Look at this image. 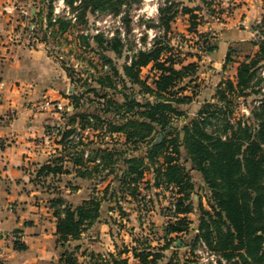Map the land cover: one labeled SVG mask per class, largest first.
Listing matches in <instances>:
<instances>
[{
  "label": "trees",
  "instance_id": "trees-1",
  "mask_svg": "<svg viewBox=\"0 0 264 264\" xmlns=\"http://www.w3.org/2000/svg\"><path fill=\"white\" fill-rule=\"evenodd\" d=\"M64 1L70 12L76 13V22L84 24L88 22V14H120L122 9L140 2ZM187 1L198 3L189 6L182 0H163L159 4L157 22L153 25L158 31L151 44L132 50L129 63L126 62V54L121 70L106 54L111 51L116 57L123 55L124 43L118 31L111 36H105L100 31L91 36H80L82 44L86 47L92 45V50L108 65V70L97 77L77 78L80 88L70 94L73 112L84 106L85 93L92 92L102 99L98 101L96 113L82 110L63 114L68 125L78 119L82 129L91 126L99 131L92 139L87 135L85 141L80 139L73 143L72 139H65L75 133V128L65 129L61 139L63 152L51 158L53 165L43 164L39 169V172L52 174L68 172V169L61 168V162L67 157L74 166H79L76 175L92 182V194L79 205H72L60 195L51 200L57 217L60 264H194L189 259L179 260L164 253L175 239L180 238L181 233L191 230L188 214L195 209L192 199L195 186L190 169L185 164L187 161H190L191 169L201 174L209 190L207 201L210 209L204 208L201 203L198 205V225L191 241L192 250L197 242H202L211 253L230 264H264V92L261 91L264 78L257 73L260 67L264 68V20L257 25L263 35L254 43L258 50L245 55L242 61L238 60L236 82L222 79L213 96L215 101L204 100L195 115L178 129L174 127V119L186 114L179 105L190 103L196 94L195 89H191L192 95L183 91L191 85L198 65L195 61L181 64L182 60L177 59L168 34L178 12L188 14L190 31L196 30L192 29L198 17L196 11L209 4L207 0ZM51 2L40 1V11L45 17V28L42 29L46 31L56 25L55 34L71 28V18L58 16L55 21L52 20ZM202 42L198 45L200 51L193 53L197 58L216 49L215 44H209L207 36ZM230 54H226V62L235 61ZM150 63L151 70L156 73L152 77L153 86L147 84L149 77L145 80L140 77L141 68ZM176 64L181 66L177 68ZM67 71L71 79L77 73L69 67ZM249 93L259 94L260 102L246 120L234 119L232 100ZM114 131L122 132L125 141L109 147L105 145L103 135ZM158 134L162 135V139L155 142ZM143 142L147 143L146 154L134 153L139 148L138 144ZM182 147L187 155L185 161L181 160ZM85 148L91 152L87 158L83 156ZM159 157L163 160L159 161ZM97 158L98 162L95 161ZM87 162L95 163L90 168H83ZM151 167L153 181H143L145 170ZM111 174H114L113 181L101 195H97V184ZM170 186L176 188L178 196L174 200L175 210L171 213L173 219L165 225L162 244L154 245L147 237L142 240L133 238V245L115 252H83L86 255L83 263L74 256L80 246L71 247L70 241L80 239L84 231L101 220L104 203L114 202L113 207L108 209H116L123 215L121 203L124 195L129 194L138 201L140 208L144 206L147 209L151 196L148 195L147 200L143 189L152 191L153 188L170 189ZM14 247L21 250L24 245L16 241ZM130 257L134 261H130Z\"/></svg>",
  "mask_w": 264,
  "mask_h": 264
},
{
  "label": "crops",
  "instance_id": "crops-1",
  "mask_svg": "<svg viewBox=\"0 0 264 264\" xmlns=\"http://www.w3.org/2000/svg\"><path fill=\"white\" fill-rule=\"evenodd\" d=\"M33 3L32 0H0V113L5 112L11 106L17 110V117L11 123L0 126V247L3 251V259L0 264H60L61 250L56 232L57 217L51 206V200L60 195L72 205H79L92 194L91 180L76 175V169L79 166H74L67 157H64L61 163L68 164V166L61 164V168L62 170L68 169V172L56 174L39 172L43 164L51 163L53 165L50 160L58 154L43 152L42 148L36 144V138L41 137L46 128L62 122L66 123V120L63 117L65 113L54 110L52 107L40 108L36 105L43 98L59 101L65 105L72 103L70 94L80 88L77 78L97 77L103 73L101 67L104 62L101 56L92 50V45L86 47L82 44L79 36L74 39L78 42L77 44L74 42L75 48L77 47V50L89 48L96 56L81 57L73 54L75 49H65L69 54L67 57H62L58 49L64 50L65 47H57L54 43L58 42L60 37L67 34L71 28L55 34L53 33L57 29L56 25L48 27L46 31L43 30L42 28H45L44 12L40 11V5L34 6ZM256 28L259 27L255 25ZM257 50L258 46L254 53ZM216 51L217 46L212 53L201 54V57L209 58L214 65L220 66L216 74L210 76L212 78L221 77V80L229 78L236 82L237 67L239 61L242 60L226 62L218 55L215 56ZM81 53L86 54L82 50ZM84 59L87 64L82 66L80 61H84ZM190 62H194V60L188 63ZM188 63H184L183 60L181 62V64ZM228 63L236 64L233 78L224 75V69ZM181 64H176L175 67L179 68ZM69 66L73 70L80 68L79 71H76L73 79L68 75L67 67ZM143 70L148 72L145 76L142 75ZM197 74L196 76H198ZM154 75L156 73L151 70V63L141 68V79L145 80L149 77L147 84L151 86H153L152 77ZM218 83L210 84L214 94ZM134 88L138 87L135 85ZM187 89H190V85L183 93L192 95V93H186ZM90 94L93 95L92 92L85 93L84 106L74 112L82 110L97 112L98 102L94 106L88 102ZM213 96L204 98L203 101H213ZM74 112L71 111L67 114ZM78 124L79 120L77 119L72 124H66L65 127L66 129L75 128V125ZM181 127L182 125L178 129ZM98 131L93 130L92 133L88 132L85 136L88 135L89 139H92ZM159 136L160 134L156 136L155 142L161 141L162 137L159 139ZM103 137L105 145L109 147L121 145L125 141L124 134L118 131L108 132ZM96 140L97 137L94 141ZM128 145L130 148L133 147L131 144ZM138 147L134 153L140 152L141 155H145L147 143H140ZM181 150V160L185 161L187 155L183 147ZM129 152L130 149H128ZM162 160L163 158L159 157V161ZM95 161L98 162L99 159L97 158ZM93 163L95 162H87L83 168H90ZM113 175H109L106 180L97 184V195H101L103 189L113 181ZM43 176L44 180L41 179ZM145 180L153 181L152 167L145 170L143 181ZM160 189L153 188L157 191ZM174 189L176 190L175 187ZM148 195L150 194L148 193ZM106 204L113 207L114 202L103 204L101 220L96 222V227H99L102 233L105 232L107 226L104 218L112 216L105 212ZM123 204L126 205L124 207L122 205L125 212L123 215L119 214L116 209L109 210L108 207L107 212L109 211L111 214L110 212L114 211L113 215L117 214L128 219L136 209L133 202L128 201ZM130 206L134 207H131L132 212L128 213L127 210ZM112 220L116 221V219ZM10 231H15L18 234L20 243L24 245L23 249L18 250L12 244L4 243L1 237ZM116 249L115 246V250L109 251L115 252Z\"/></svg>",
  "mask_w": 264,
  "mask_h": 264
},
{
  "label": "rangeland",
  "instance_id": "rangeland-1",
  "mask_svg": "<svg viewBox=\"0 0 264 264\" xmlns=\"http://www.w3.org/2000/svg\"><path fill=\"white\" fill-rule=\"evenodd\" d=\"M32 1H34L32 5L37 6L40 5L41 0ZM51 1L53 10L57 8L59 11L57 17L71 18L73 23L70 31L62 35L58 42L54 43L57 47H65L64 50L58 49L62 57H67L69 54L65 49H75L73 54L81 57H86V55H88L87 57L96 56L89 48L86 50L81 49L86 53L85 55L81 53V50H77V47L75 48L74 46V42H76L74 41L75 37L79 36V40H81V35H94L96 33L95 30L103 32L105 36H110L111 33L118 31L124 43L123 55L116 57L111 51H107L106 54L112 57L116 66L121 70V65L125 60L127 51L148 47L151 44L152 37L158 31L153 26L157 22V9L163 0H140L138 4H134L132 7L122 9L120 14H88V22L86 24L76 22V18L73 20L70 17L71 14L75 16L76 13L70 12V8L64 0L63 2H60V0ZM182 1L189 6H194L198 3L197 1ZM207 1L209 3L208 6H204V8L196 11L198 17L195 26L192 27V29L195 28L196 30L190 31L191 21L189 15L178 12L171 22V29L168 34L171 44L175 47L174 52L177 59L183 60L184 63L194 60L198 65V76L193 79L190 89H187L186 92L190 94L192 93L191 89H195L196 94L193 95V100L190 103L179 105L180 109L187 113L185 116L177 118L174 121V125L177 128L185 124L189 117L195 115L204 98L213 96L214 91L210 84H217L221 80V77L212 78L210 76L211 74H216L218 67H220L218 64L214 65L209 58L204 56L198 59L189 54L193 55V53H196L199 50L198 45H201L200 42L204 39V36H207L209 44L213 43L217 46L215 56L218 55L223 60L226 54L230 52L234 60H243L245 55L253 54L257 49L254 43L258 42L259 38L253 32L255 25H259L261 20H264V0ZM67 11L69 15H67ZM90 41L93 42L92 39ZM80 62L82 66L87 64L86 59ZM235 65L234 63H228L225 66V77H234ZM69 68L73 69L71 66ZM77 70L79 71L80 68H76L74 71ZM147 73V70H143L142 75L145 76ZM259 97V94L249 93L247 96L234 98L232 100L233 106H235L234 119L246 120L247 115H250L251 110L257 105ZM88 99V102L93 106L98 102V98L94 94H90ZM213 101H215V98ZM92 131L90 130L89 133H92ZM62 149H57L52 154L61 153L63 152ZM185 164L191 171L190 174L195 186V192L192 195L195 209L188 215L191 219V230L189 233H181L180 238L175 239L174 243L164 253L167 256L173 255V257L179 260L189 259L194 264H230L220 256L211 253L202 242H197L194 250H192L191 241L193 235L197 232L196 227L198 225V205L201 203L204 208L210 209L207 201L209 190L201 174L197 170L191 169L190 161H187ZM62 165L68 166L65 163ZM41 179L44 180V176ZM171 189V187L170 189H160L158 191L143 189L142 193H146L147 200L149 198L148 193L151 196L147 209L141 206V208H144L143 211H141L138 201L129 194H126L124 196L125 201L121 205L124 207V202H133L136 209V211L132 212L131 207L134 206H130L127 212L132 213L128 219L120 217L117 214L113 215L114 211H111V214H109V211L107 212V207L109 206L106 204L105 212L112 216L107 219L104 218L107 224L105 232H100L99 227H96V223L93 227H89L84 231L79 240L70 241L71 247L76 244L80 246L79 249L75 250L74 256L78 261L83 263L86 261V255L83 252H106L115 250V246L117 247L116 250H122L134 244L133 238L142 240L147 237L154 245L162 244L165 225L169 220L173 219L168 207L177 198L176 190L174 188ZM142 202L145 203V201ZM112 219H116V221ZM124 256H127V254H124ZM130 261H134V259L130 258Z\"/></svg>",
  "mask_w": 264,
  "mask_h": 264
},
{
  "label": "built area",
  "instance_id": "built-area-1",
  "mask_svg": "<svg viewBox=\"0 0 264 264\" xmlns=\"http://www.w3.org/2000/svg\"><path fill=\"white\" fill-rule=\"evenodd\" d=\"M60 2H63V0H60ZM66 13H67V15H69L68 11ZM58 14H59V11L57 8H55L53 10V16H52L53 21H55ZM70 17H72L73 20L75 19V16L72 14L70 15ZM95 32L97 33V32H99V30H95ZM112 34L113 33H111L110 36ZM254 34L259 39L263 38V35L261 34V32L259 31L258 28H256L254 30ZM200 44L202 45L203 42L201 41ZM131 53H132V51H127V55H128V59L126 60L127 63H129V61H130ZM101 70L102 71L108 70V65L103 64L101 67ZM257 73H258V75H260L261 77L264 78V68L263 67H260L258 69ZM261 91L264 92V82H263V86L261 87ZM140 96L141 95H138V97H140ZM259 102H260V100L257 101V104ZM36 106H38L40 108L52 107L54 110H57V111H60L63 113H70L73 110L72 103H68L65 105L59 101H51L47 98H43L39 102V104H37ZM16 117H17L16 108L13 106L9 107L5 112L0 113V126L7 125V124L11 123ZM65 125H66V123L62 122L59 124H55L49 128H46L45 133L41 137L36 138V144L39 145L40 148H42L43 152L52 154L53 152H55V149L61 150L63 148V143L61 142V139H62L63 131L66 129ZM90 130H93V128L91 126H87L86 128L82 129L79 124L75 125V133L67 136V138L65 140L72 139L73 143H76L80 139L85 141L86 140L85 135ZM90 153L91 152L88 148L83 149V156L85 158H87L90 155ZM57 154L59 155L60 153H57ZM143 209L144 208H141V211H143ZM168 210L170 213H172V211L175 210V202L174 201H172L170 203ZM1 238L3 239L4 243H10L13 246H14V243L16 241L20 242L18 234L15 231L7 232V233L3 234ZM2 259H3V251L0 247V261Z\"/></svg>",
  "mask_w": 264,
  "mask_h": 264
},
{
  "label": "water",
  "instance_id": "water-1",
  "mask_svg": "<svg viewBox=\"0 0 264 264\" xmlns=\"http://www.w3.org/2000/svg\"><path fill=\"white\" fill-rule=\"evenodd\" d=\"M162 137V135L159 136V139Z\"/></svg>",
  "mask_w": 264,
  "mask_h": 264
}]
</instances>
